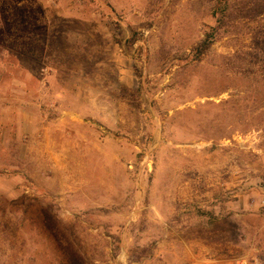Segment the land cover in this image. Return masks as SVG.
Masks as SVG:
<instances>
[{"label":"rangeland","instance_id":"374dc122","mask_svg":"<svg viewBox=\"0 0 264 264\" xmlns=\"http://www.w3.org/2000/svg\"><path fill=\"white\" fill-rule=\"evenodd\" d=\"M215 1L0 0V264H65L41 209L89 264H264V13L196 58Z\"/></svg>","mask_w":264,"mask_h":264},{"label":"trees","instance_id":"16d2710c","mask_svg":"<svg viewBox=\"0 0 264 264\" xmlns=\"http://www.w3.org/2000/svg\"><path fill=\"white\" fill-rule=\"evenodd\" d=\"M215 2V25L206 28L204 40L192 50V53L196 54V58L206 53L218 39L229 33L227 29L229 28V19L237 12L247 10V14L256 18L264 13V0H216ZM254 45L256 46L255 50L248 52L247 55L257 59L260 54H264V35L256 38ZM40 213L43 227L55 242L65 264H89L86 257L69 237L64 224L46 209H41Z\"/></svg>","mask_w":264,"mask_h":264}]
</instances>
